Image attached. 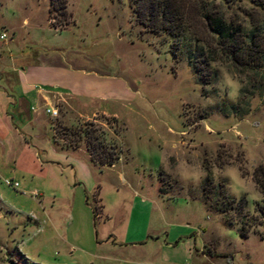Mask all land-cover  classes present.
<instances>
[{"label": "rangeland", "instance_id": "rangeland-1", "mask_svg": "<svg viewBox=\"0 0 264 264\" xmlns=\"http://www.w3.org/2000/svg\"><path fill=\"white\" fill-rule=\"evenodd\" d=\"M64 2L61 14L49 0H0V264H264V226L239 236L199 199L201 159L224 149L234 160L211 166V179L253 214L264 100L224 117L215 106L239 87L224 65L212 62L215 80L201 86L128 0ZM91 76L102 97L51 89ZM82 125L114 142L113 167L92 165L76 137L65 147L63 132Z\"/></svg>", "mask_w": 264, "mask_h": 264}, {"label": "trees", "instance_id": "trees-1", "mask_svg": "<svg viewBox=\"0 0 264 264\" xmlns=\"http://www.w3.org/2000/svg\"><path fill=\"white\" fill-rule=\"evenodd\" d=\"M244 1L128 0L133 21L144 32L168 41L173 56L182 53L197 84L202 86L215 80L216 73L209 67L212 62L227 68L239 87L234 102L220 100L215 106L224 117L246 115L253 96L264 100V0ZM49 2V11L56 8L64 13V0ZM205 115L203 112L199 119H204ZM96 131L94 127L82 125L78 130L63 132L70 136L63 138L66 139L65 147L75 146L77 140H82L89 162L100 169L111 166L118 158V152L114 142L105 144ZM235 159L238 161L237 155ZM233 160L224 149L216 151L211 159L202 157L204 175L199 186V199L207 211L220 215L224 226L239 224L238 234L245 236L248 227L264 226V162L256 164L250 172V180L259 198L253 203V214H248L244 210L243 197L235 199L226 194L222 184L211 179V166L221 168ZM237 169L241 175L245 174L239 162ZM93 193L98 195V185Z\"/></svg>", "mask_w": 264, "mask_h": 264}, {"label": "crops", "instance_id": "crops-1", "mask_svg": "<svg viewBox=\"0 0 264 264\" xmlns=\"http://www.w3.org/2000/svg\"><path fill=\"white\" fill-rule=\"evenodd\" d=\"M38 67V66H37ZM29 70L28 71H32L34 67V65H30L28 66ZM82 77H87V76H82ZM93 78V81H86L84 79H81L79 81H74L71 82L69 81V83H67L66 85V89L60 91L57 88H51L53 93L61 96V95H67L68 97H72L75 98L79 101H83L85 99H94V98H98V97H102L101 92L99 91V89H102V83L98 82L97 80H101L103 78H101L102 76H91ZM35 97H36V101L38 100V93L37 91H35ZM33 110V109H32ZM2 118L5 121H8L6 119V117L4 115H2ZM86 165L88 167L93 168V166L91 164H89V162L85 161ZM114 164H112L109 167H113ZM108 167H105L104 169H106ZM97 184L94 185V187ZM93 187V189H94ZM99 189V188H98ZM93 191V190H92Z\"/></svg>", "mask_w": 264, "mask_h": 264}, {"label": "built area", "instance_id": "built-area-1", "mask_svg": "<svg viewBox=\"0 0 264 264\" xmlns=\"http://www.w3.org/2000/svg\"><path fill=\"white\" fill-rule=\"evenodd\" d=\"M2 37H4V35L1 33V34H0V38H2ZM43 110H44V112H45L46 114H48V115L51 116V117H54V116L56 115V111H55L53 108L46 107V108H44ZM3 182H4V184H6V185H8V186H10V187H15V186H16V183H15V182L11 183V182L8 181V180H3Z\"/></svg>", "mask_w": 264, "mask_h": 264}]
</instances>
